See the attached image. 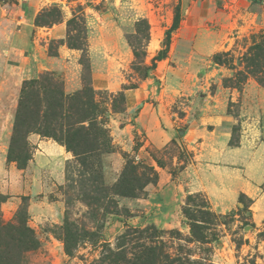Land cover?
I'll return each instance as SVG.
<instances>
[{
    "label": "rangeland",
    "instance_id": "obj_1",
    "mask_svg": "<svg viewBox=\"0 0 264 264\" xmlns=\"http://www.w3.org/2000/svg\"><path fill=\"white\" fill-rule=\"evenodd\" d=\"M140 1L142 14L122 27L127 42L138 57L103 56L92 61L87 51V38L94 33L95 38L99 37L98 29L88 28L87 17L81 14L68 26V45L82 50L79 60L83 67L80 74L83 83H88L90 77L93 79L91 61L98 71L108 73L93 80L101 109L98 126L105 133L101 132L104 130H93L88 140L79 143L80 151L92 147L89 152L77 155L64 143L33 132L28 138L33 155L27 166L20 168L16 161L9 160L24 81L48 76L46 83L53 86L51 89L64 90L69 95L76 92H67L66 77L61 74L45 70L21 80L18 73L0 66V221L27 222L35 231L40 246L25 253L23 264H123L120 244L126 239L121 236L141 228H150L149 233L130 242L125 249L163 240L173 255H180L188 264V259H197L193 264H202L201 256H208L214 264H264V219L255 220L252 209L251 212L244 209L240 201L243 193L236 203H217L204 191L190 192L179 173L193 160L192 150L173 142L162 149L148 145L145 153L139 156L140 135H135L129 141L131 148L124 150L112 134L137 112L133 109L123 114L126 104L117 95L123 86H149L154 91L149 101L164 99L166 103L170 99V110L176 112L178 118L187 114L184 109L189 105L196 106L191 115L197 116L196 109L204 102V95L215 93L220 85L243 92L244 85L250 81V89L257 98V89L264 90V2ZM195 3L201 4L202 9L195 11L207 21V34L219 37V51L201 59L170 60L161 66L160 60L155 62L153 58L165 49L167 30L173 24L177 8L180 7L182 20L187 17L185 6H195ZM60 17L55 7H49L42 22L51 23ZM56 46L57 43L52 41L51 52H55ZM217 53H221L218 62L214 59ZM258 56L259 60L252 62ZM170 65L174 72L167 70ZM187 69L198 71L195 77L198 91L189 96L177 94L173 102L170 95L174 88L183 85ZM98 83L104 86L100 87ZM254 100L230 101L228 110L236 114L247 110L250 122H254L248 124L250 132L253 131L252 136L259 141L264 138L259 132L264 125V116H259L261 108L258 100ZM44 106H47L46 102H43ZM186 126L183 125L181 131L184 132ZM241 130L240 125L233 128L232 144L239 141ZM131 160L138 166L137 176L142 187L138 188L137 196L116 194L114 191L121 182L127 161ZM161 167L179 176L175 184L163 182L159 185L158 169ZM260 191H264V184ZM190 196L199 205L207 198L213 211L227 215L221 218L222 225L216 230L219 241L210 245L191 241V225L184 212ZM242 199L247 203L253 200L247 194H243ZM136 236L140 237V234L137 232ZM8 263H11L9 259Z\"/></svg>",
    "mask_w": 264,
    "mask_h": 264
},
{
    "label": "crops",
    "instance_id": "obj_2",
    "mask_svg": "<svg viewBox=\"0 0 264 264\" xmlns=\"http://www.w3.org/2000/svg\"><path fill=\"white\" fill-rule=\"evenodd\" d=\"M140 2L121 0L117 4L118 0H0V66L18 73L21 80L45 70L61 74L66 77L67 92H76L84 85L80 78L83 67L79 59L82 50L67 43L69 20L81 14L87 17L90 25L88 28L98 29L99 37L95 38L94 33L87 38V51L92 61L103 56L131 59L135 56L134 50L127 42L122 27L131 24L132 20L142 14ZM54 6L61 10V20L51 25H37L39 14ZM185 7L187 17L172 32L167 55L159 62L161 66L170 60L201 59L219 51V37L207 34V21L195 11L196 8L202 9L201 4H187ZM52 41L57 43L54 53L51 52ZM92 61L94 81L108 75L98 71ZM172 68L170 65L167 70L174 72ZM197 72L188 70L185 73L183 85L174 88L170 95L173 102L177 94L189 96L198 91L195 82ZM249 84L250 81L244 85L243 92L220 85L215 93L206 97L204 95V102L196 109L197 116L191 115L196 106L189 105L184 109L187 114L182 118L170 110V99L166 103L164 99L160 102L149 101L148 98H153L154 94L149 86L142 84L126 89V108L123 114L133 109H137V112L135 117L121 124L118 131L112 132L114 141L121 144L124 150H129V141L135 135H140L142 144L137 148L139 156L145 153L148 145L162 149L173 142L183 144L194 152L193 160L179 173L187 190L204 191L217 203H236L241 193L247 194L253 198V218L262 220L264 191L260 190L264 184V138L257 141L252 136L253 131L250 132L248 124L254 122H250L247 110L239 114L228 110L230 101L257 99L261 108L259 116H264V90L257 89L255 98ZM121 90L123 87L118 89ZM240 96L243 97L240 99ZM183 125H187L184 132L181 131ZM236 125H240L241 135L239 141L232 144V130ZM259 132L264 136V125ZM158 170L159 185L163 182L176 183L178 175L162 167Z\"/></svg>",
    "mask_w": 264,
    "mask_h": 264
},
{
    "label": "trees",
    "instance_id": "obj_3",
    "mask_svg": "<svg viewBox=\"0 0 264 264\" xmlns=\"http://www.w3.org/2000/svg\"><path fill=\"white\" fill-rule=\"evenodd\" d=\"M255 3L264 2V0H252ZM61 16V10L54 6ZM46 9L39 14L36 20L37 25L53 24L60 21L42 22V16ZM78 16L71 18L68 22L74 21ZM181 20L180 7L177 8L173 24L167 30V41L165 49L153 58L159 61L166 57L168 48L170 46L171 33L174 29L178 28ZM70 33V31H69ZM72 47V46H71ZM76 48V47H75ZM262 50V47H257ZM80 49V48H79ZM54 53V52H53ZM220 54L217 53L214 57L215 61L220 60ZM135 57L138 53L134 50ZM256 57L252 59L255 62ZM254 66V63H251ZM51 74V72H48ZM91 74V73H90ZM49 77L36 78L25 80L23 83L21 97L19 100L16 120L14 124V131L11 139V145L8 158L9 160L16 161L20 168H25L32 158L33 152L29 141V135L33 132L39 133L44 137L53 138L61 143H64L69 150H73L77 155L81 152H89L91 148L80 151V142L88 140V136L92 131H101L103 128L98 125V117L101 115L99 102L96 99V90L93 85V79L90 77L88 83L83 85V88L76 91L75 94H66L64 90L51 89V85L46 82ZM262 81V79H261ZM84 82V81H83ZM134 86H123V90L119 91V95L124 104H126L125 90L129 88H136ZM46 102L47 106H43ZM89 122V125H86ZM105 133L104 131H101ZM138 166L134 162L127 161L125 170L122 174L121 182L117 185L115 193L124 196H137L138 188L142 187L138 176ZM152 170L154 168L152 167ZM244 194V193H243ZM242 194V196H243ZM197 196L200 194H196ZM240 198L244 204V209L251 212L253 200L245 202ZM190 196L185 207L184 212L186 218L190 221L192 240L203 245H210L219 241V232L216 230L222 225L221 218L227 215L218 214L213 211L209 200L206 198L204 203L196 204ZM200 213V215H197ZM226 224V223H225ZM150 228H141L129 230L121 239H126L120 244L122 247V263L123 264H188L183 262L180 255H173L170 249L166 246L163 240L151 243H142L138 247L132 249H125L130 242L135 239L144 238V234L149 233ZM140 234L136 236V234ZM127 245V246H125ZM40 241L37 238L35 231L28 227L27 222L3 223L0 221V264H23L25 253L28 251L39 248ZM119 247V248H120ZM8 259L11 263H8ZM110 259V256L107 258ZM202 264H214L212 259L208 256H201ZM114 260V259H113ZM110 260V261H113ZM189 264L197 262L188 259ZM119 264V262L117 263Z\"/></svg>",
    "mask_w": 264,
    "mask_h": 264
}]
</instances>
